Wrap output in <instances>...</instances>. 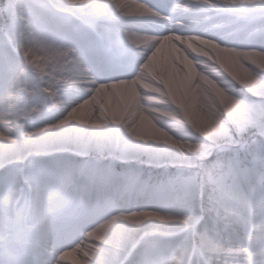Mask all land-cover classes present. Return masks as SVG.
<instances>
[{
  "label": "snow or ice",
  "instance_id": "snow-or-ice-1",
  "mask_svg": "<svg viewBox=\"0 0 264 264\" xmlns=\"http://www.w3.org/2000/svg\"><path fill=\"white\" fill-rule=\"evenodd\" d=\"M264 264V0H0V264Z\"/></svg>",
  "mask_w": 264,
  "mask_h": 264
},
{
  "label": "bare ground",
  "instance_id": "bare-ground-1",
  "mask_svg": "<svg viewBox=\"0 0 264 264\" xmlns=\"http://www.w3.org/2000/svg\"><path fill=\"white\" fill-rule=\"evenodd\" d=\"M78 257H68L66 258V264H74V260Z\"/></svg>",
  "mask_w": 264,
  "mask_h": 264
}]
</instances>
